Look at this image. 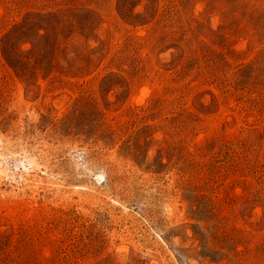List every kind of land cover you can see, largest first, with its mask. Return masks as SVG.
I'll use <instances>...</instances> for the list:
<instances>
[{
	"label": "rangeland",
	"instance_id": "obj_1",
	"mask_svg": "<svg viewBox=\"0 0 264 264\" xmlns=\"http://www.w3.org/2000/svg\"><path fill=\"white\" fill-rule=\"evenodd\" d=\"M0 264H264V0H0Z\"/></svg>",
	"mask_w": 264,
	"mask_h": 264
}]
</instances>
